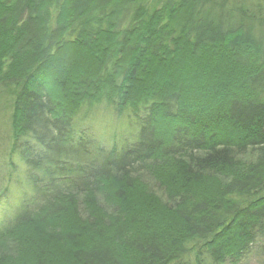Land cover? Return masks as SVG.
I'll return each mask as SVG.
<instances>
[{
  "label": "trees",
  "instance_id": "1",
  "mask_svg": "<svg viewBox=\"0 0 264 264\" xmlns=\"http://www.w3.org/2000/svg\"><path fill=\"white\" fill-rule=\"evenodd\" d=\"M0 88V264L264 255V0H0Z\"/></svg>",
  "mask_w": 264,
  "mask_h": 264
},
{
  "label": "rangeland",
  "instance_id": "2",
  "mask_svg": "<svg viewBox=\"0 0 264 264\" xmlns=\"http://www.w3.org/2000/svg\"><path fill=\"white\" fill-rule=\"evenodd\" d=\"M5 100L9 101V97L4 89L0 88V147L1 142L6 144L5 138H9L10 127H9V108L5 106ZM105 105H101L98 113L92 118L85 121L84 126L89 127L94 131L96 137H100L104 140H109L106 145L113 144V140L124 139V141H131L133 131L127 128V119L120 116H115L112 111L106 109ZM84 127V128H85ZM135 133V132H134ZM112 138V141H110ZM4 139V141H2ZM117 142V141H116ZM108 147V146H107ZM18 180V179H17ZM21 184H24L22 177H19ZM9 196L7 202L11 204L16 201L19 193V184L14 182L11 184ZM3 211V206L0 205V213ZM261 248V244L258 245ZM253 248L252 253L247 257L243 258L239 264H264V255L261 253L260 248Z\"/></svg>",
  "mask_w": 264,
  "mask_h": 264
}]
</instances>
